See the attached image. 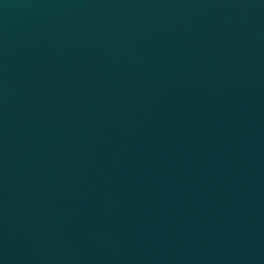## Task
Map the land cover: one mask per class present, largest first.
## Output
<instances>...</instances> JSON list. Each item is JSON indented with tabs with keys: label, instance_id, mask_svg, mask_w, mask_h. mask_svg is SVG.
Listing matches in <instances>:
<instances>
[{
	"label": "water",
	"instance_id": "water-1",
	"mask_svg": "<svg viewBox=\"0 0 264 264\" xmlns=\"http://www.w3.org/2000/svg\"><path fill=\"white\" fill-rule=\"evenodd\" d=\"M0 264H264V0H0Z\"/></svg>",
	"mask_w": 264,
	"mask_h": 264
}]
</instances>
